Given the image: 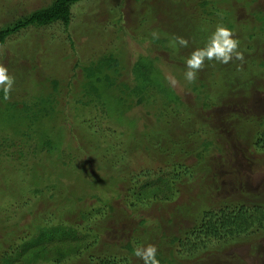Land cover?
<instances>
[{
  "label": "rangeland",
  "instance_id": "rangeland-1",
  "mask_svg": "<svg viewBox=\"0 0 264 264\" xmlns=\"http://www.w3.org/2000/svg\"><path fill=\"white\" fill-rule=\"evenodd\" d=\"M52 1L0 0V27ZM217 25L231 30L241 57L223 64L205 60L196 79L186 81V58L204 46ZM178 38L187 43L180 45ZM260 59L264 0H79L67 26L55 22L9 36L0 45V66L14 77L7 99L0 90V260L14 240L36 232L37 225L61 222L89 235L104 227L120 246L133 237L136 248L153 245L170 264H264V228L212 241L191 255L177 253V244L169 243L180 234L190 241L187 228H200L203 213L219 212L228 202L231 208L233 201L260 202L264 209V150L247 142L250 131L264 127ZM141 66L150 78L155 72L158 83L143 87L149 103L137 105L128 89ZM105 75L112 86L103 82ZM143 79L148 82L145 73ZM193 83L203 90H192ZM83 90L90 100L100 93L107 114L95 100L78 103L86 101ZM47 95L54 106L39 104L38 97ZM169 98L182 101H173L181 107L178 115L168 114ZM39 137L54 149L39 151ZM171 137L173 145L160 140L165 151L160 149L156 139ZM209 142L205 150L202 144ZM170 148L187 155H171ZM119 155L126 159L118 162ZM167 160L189 166L190 176L176 181L170 200L132 213L128 189L167 169ZM138 173L146 176L135 178ZM64 229L38 230L33 239L52 245L58 236L66 238ZM114 252L127 259L123 264H142L125 248Z\"/></svg>",
  "mask_w": 264,
  "mask_h": 264
},
{
  "label": "trees",
  "instance_id": "trees-1",
  "mask_svg": "<svg viewBox=\"0 0 264 264\" xmlns=\"http://www.w3.org/2000/svg\"><path fill=\"white\" fill-rule=\"evenodd\" d=\"M78 1L79 0H53L49 4V6L35 10L25 16L17 18L16 20L3 27H0V45L4 44V42L9 36L15 34L19 30L28 27H42L55 22H61L63 25L67 26L70 21V8L74 3ZM201 4H205V2H201ZM232 25L233 24H230L228 28L232 27ZM260 62V64L258 65L264 68V60L262 59ZM113 63L115 64L114 61ZM147 71L148 70L146 67L141 66L140 72L137 73L136 80L133 79L134 84L132 88L128 89L130 90L129 92H131L130 97L134 96L133 98L135 99V103L137 105L149 103L148 100H146L145 98L144 91L147 90L148 87L153 88L158 83V80L154 77L156 75L155 72H151L150 78L146 74ZM144 73L148 81L147 83H145L143 79ZM90 77L95 79L94 74L92 72L90 73ZM96 80L100 81L101 79H99L98 77ZM112 80L113 79H111L109 75H105L103 77V82H108L111 86L113 85V82H111ZM142 82H144V84ZM52 84L53 87L56 86L55 81H53ZM144 86L147 89L142 90ZM193 89L198 92L203 90L201 84L197 85L195 83L192 84V90ZM89 95V92L83 90L82 96L86 99V101H81V99L78 98L77 102H80L83 106H89L90 103L95 100L99 103L96 105L100 106L101 112L107 114V109L103 107L104 104L101 98V94L95 93L94 100L88 99L87 97H89ZM38 99L39 104H50V106H54L55 104L54 99L50 95H47L43 98L38 97ZM173 101L176 103H182L180 99L172 100L171 98H169V100H166V106H171V109L168 110V114L178 115L181 112V107H178ZM151 103H153V101H151ZM33 105H35L36 107V103L31 104L30 107H34ZM26 107L28 108V110H31L29 106ZM126 107L127 106L124 105V109H126ZM52 110H54V108H52ZM122 113L123 111H121V117ZM240 116L241 120L245 121V117H243L242 115ZM261 123V125H263L264 121ZM226 126H228V124ZM254 130H252V132L250 131L251 134L249 133V138H247V142L249 146L251 145L253 148L262 151L264 150V127L260 130ZM160 140L168 141V143L170 142L171 145H173L172 137L169 139H156V142L160 146V149L163 148L164 151L165 145H163V142L161 143ZM50 143L51 141H43L39 137V151L46 150L51 152L54 149L55 145H52V143ZM210 144L211 143L209 142L202 144V146H204V149L207 150ZM178 151L186 157L187 153L184 151V149L170 148L169 154H177ZM188 152H192V147ZM118 158V162H121L126 159L125 157L123 158L121 155H119ZM164 163H166L165 168L167 169L161 171L158 174L151 175L148 177H145V174V179L141 183L135 182L133 183L135 185V188L128 189V191L131 192V197L133 198V201H129V208L130 210H132V213L138 211L140 208H149L150 206H152L153 202H156L155 204H159L160 202L163 203L170 200L176 194V192L173 190V185L176 183V181L180 180V178L184 175L186 177L190 176L189 166L178 162L173 163L170 162V160H167ZM203 164L204 163L202 162V169L204 166ZM202 169L200 171H202ZM207 169L208 167L206 168L205 172H207ZM141 175L142 178H144L143 174L141 173H138L135 178H139ZM127 182H129V180ZM233 204L234 205L232 206V208L229 202L228 204H224V207L221 208L219 212L212 211L203 213L200 219V228L198 227V225H194V227L187 228L188 232H186V235H191L190 241L185 242L180 234L179 236H173L170 239L169 243L177 244V247L179 248L177 253L181 255H191L195 253V251L198 249L208 248L209 243L212 241H216L219 243L229 239H240L244 238L249 233L253 234L258 232L256 231L257 229L259 230L264 228V209L261 206L262 203L259 202L255 203L254 205L246 206L242 204L236 205V203H234L233 201ZM80 217L85 218V215L82 213L80 214ZM193 218L197 220V217ZM139 224L141 226L146 224L144 217L139 218ZM50 226L51 225H37L35 227L36 232L30 233L29 235H24L23 237H20L18 239V235L21 234L19 233L16 236L18 240H14V242L11 243L12 246L2 253L3 255L1 257L0 264H60L61 262L62 264H123L127 262V259L123 258L122 256H119L118 254L116 255V253L114 252V248H125L128 253L133 255L134 250L136 249V246L138 244L137 239L136 244L133 243V241L135 240L133 237L129 238L128 240H125L122 246L115 244L108 238L107 230L104 227L99 228L95 232V234L89 235L88 230L81 232L77 230V227L73 225L62 224L61 222H58L57 224L52 225L51 227H67V229H64L61 232L66 238L61 241L59 238L63 237L58 236L55 241L53 240L54 243L53 241L50 242V244L53 243L52 245H47L46 243H44L39 246L37 239L33 238L36 236L38 230L43 232H49L51 228ZM47 227L50 228L48 229ZM13 234L14 235L11 234V236L14 237L15 232H13ZM105 234L106 238L103 237ZM39 239V243H41L43 239L41 237H39ZM30 241L31 246L28 247L27 244ZM47 250H54V254L51 256H48L47 253L44 254V252H47ZM27 251L29 253L25 254ZM156 259L159 261V264L171 263V261H169L165 256L161 255V253L159 252H156Z\"/></svg>",
  "mask_w": 264,
  "mask_h": 264
},
{
  "label": "clouds",
  "instance_id": "clouds-1",
  "mask_svg": "<svg viewBox=\"0 0 264 264\" xmlns=\"http://www.w3.org/2000/svg\"><path fill=\"white\" fill-rule=\"evenodd\" d=\"M180 45H185L187 42L178 38ZM238 47V41L233 38L230 29L217 25L207 37L204 46L196 48L186 58L185 65L186 71L184 72V78L188 82H192L196 79V70H198L205 60L218 61L220 63H227L235 56L237 59L241 57V53L236 51ZM173 83L175 80L173 78ZM14 83V77L8 73V69L4 66H0V90L4 94V98L7 99ZM134 255L139 257L143 261V264H159L156 259V248L153 245H147L143 247H137L134 250Z\"/></svg>",
  "mask_w": 264,
  "mask_h": 264
}]
</instances>
